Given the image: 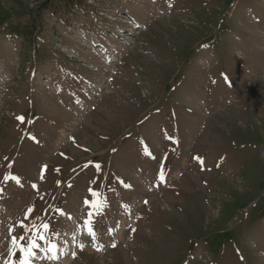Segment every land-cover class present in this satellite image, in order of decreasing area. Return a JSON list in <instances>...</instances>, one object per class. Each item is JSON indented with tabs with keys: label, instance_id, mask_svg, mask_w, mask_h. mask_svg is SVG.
<instances>
[{
	"label": "rangeland",
	"instance_id": "1",
	"mask_svg": "<svg viewBox=\"0 0 264 264\" xmlns=\"http://www.w3.org/2000/svg\"><path fill=\"white\" fill-rule=\"evenodd\" d=\"M42 1L0 0V264H264V0Z\"/></svg>",
	"mask_w": 264,
	"mask_h": 264
},
{
	"label": "trees",
	"instance_id": "2",
	"mask_svg": "<svg viewBox=\"0 0 264 264\" xmlns=\"http://www.w3.org/2000/svg\"><path fill=\"white\" fill-rule=\"evenodd\" d=\"M87 7V0H43L38 7L34 10L33 18L31 20H38V18H42V15L45 13H50L54 17L60 15L57 18V22H62L66 24L67 22L70 23V20L67 19L68 17H75L76 13L84 12ZM3 14L0 13V32L3 34H11L13 36H25L26 41H28V33L24 32L18 26L20 23L17 20L16 16H4L1 17ZM30 20V21H31ZM35 27L32 26L30 30H34Z\"/></svg>",
	"mask_w": 264,
	"mask_h": 264
},
{
	"label": "snow or ice",
	"instance_id": "3",
	"mask_svg": "<svg viewBox=\"0 0 264 264\" xmlns=\"http://www.w3.org/2000/svg\"><path fill=\"white\" fill-rule=\"evenodd\" d=\"M13 179H15V178H13ZM17 182H19V181H17ZM87 203H88V201H85V204H87ZM33 211H34V209L29 208V209L27 210L26 215L32 213ZM88 215H89V217H91V216H92V213L89 212ZM69 219H71V217H69ZM84 225L87 227V234H88L89 236H91L93 239H95V238H96V233H95V232L92 230V228L89 226V220H88V219H86V220L84 221ZM21 226H22V225H21ZM49 227H50L49 224H44V225H43V228H44L45 230H47ZM8 231L11 232L12 229L9 228ZM41 239H43V236H41ZM73 239H75V237H73ZM12 244H13V245H16V239H15V237L12 238ZM79 246H80L81 248L84 247L83 244H80ZM113 246H115V245H113ZM35 247H36L35 242H30V243H29V246H28L26 249H25V248H21V249H20L21 252L23 253V256L21 257V260H20V264H31V260H30V258H31L32 256L35 255V253L32 251V249L35 248ZM46 251H47L48 253H52V252H54V251H55V246L52 245V244H49L48 247H47V249H46ZM9 254L11 255V250H9ZM73 255H75V253H73ZM50 258H52V259H56L55 256H51ZM6 264H7V262H6Z\"/></svg>",
	"mask_w": 264,
	"mask_h": 264
}]
</instances>
